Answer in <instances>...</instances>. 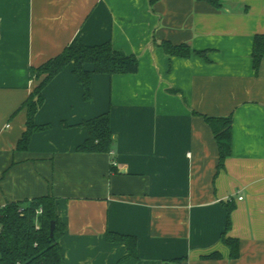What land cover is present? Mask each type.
Segmentation results:
<instances>
[{"label": "crops", "instance_id": "crops-1", "mask_svg": "<svg viewBox=\"0 0 264 264\" xmlns=\"http://www.w3.org/2000/svg\"><path fill=\"white\" fill-rule=\"evenodd\" d=\"M220 3L0 0V208L54 197L65 264H264V59L253 64L264 0ZM74 41L111 42L139 69L93 75L85 101L70 64L35 119L51 128L19 150L31 69ZM164 42L194 54L170 56ZM105 113L112 152H78L81 124ZM229 116L232 150L219 168L205 117ZM108 233L135 237L136 256Z\"/></svg>", "mask_w": 264, "mask_h": 264}, {"label": "trees", "instance_id": "trees-1", "mask_svg": "<svg viewBox=\"0 0 264 264\" xmlns=\"http://www.w3.org/2000/svg\"><path fill=\"white\" fill-rule=\"evenodd\" d=\"M160 0H150L152 4ZM207 2L217 9L222 7L220 0H199ZM170 56L189 58L194 52L186 45L174 46L162 43ZM264 59V35H257L253 47L254 69L259 71ZM70 64L74 65L73 75L84 89V100L93 99L92 77L98 75H128L139 69L135 55H128L114 48L111 42L88 46L74 41L58 56L48 60L38 68L31 69V79L35 87L23 108L27 111L26 131L18 143L19 150H27L34 134L49 130V125H37L36 116L45 104L44 90L47 85ZM87 66H92L89 70ZM211 127L219 148V168L232 150V116L226 118L205 117ZM88 132L86 141L77 148L81 153L110 154L114 145L112 120L105 113L81 124ZM39 211H41L39 213ZM230 214V210H229ZM55 222L54 237H51V225ZM65 234V225L56 211V199L45 196L23 202L8 203L0 208V264H65V255L60 240ZM110 242L125 243L129 256H136V238L108 233ZM236 242L226 240L236 255Z\"/></svg>", "mask_w": 264, "mask_h": 264}, {"label": "water", "instance_id": "water-1", "mask_svg": "<svg viewBox=\"0 0 264 264\" xmlns=\"http://www.w3.org/2000/svg\"><path fill=\"white\" fill-rule=\"evenodd\" d=\"M55 222H52V225H51V237H54V233H55Z\"/></svg>", "mask_w": 264, "mask_h": 264}, {"label": "built area", "instance_id": "built-area-1", "mask_svg": "<svg viewBox=\"0 0 264 264\" xmlns=\"http://www.w3.org/2000/svg\"><path fill=\"white\" fill-rule=\"evenodd\" d=\"M41 211H39V213H40Z\"/></svg>", "mask_w": 264, "mask_h": 264}]
</instances>
